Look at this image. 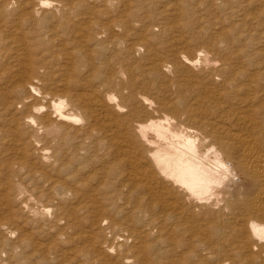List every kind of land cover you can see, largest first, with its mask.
I'll return each mask as SVG.
<instances>
[{"label":"bare ground","instance_id":"1","mask_svg":"<svg viewBox=\"0 0 264 264\" xmlns=\"http://www.w3.org/2000/svg\"><path fill=\"white\" fill-rule=\"evenodd\" d=\"M26 1L0 8V99L14 93L10 107L21 105L19 117L0 129V143L10 144L19 161L29 150L53 161L50 173L38 175L25 170L26 162L8 167L14 177L25 170L13 199L22 198L25 216L51 239L75 233L88 245L86 260L114 255L108 264H264V45L254 42L250 61L237 53L227 67L212 64L205 49L190 56L179 51L182 41L171 33L176 17L156 13L147 0ZM243 3L253 9L250 19H262L264 0ZM140 5L147 14L136 13ZM179 5L188 14L187 0ZM149 12L165 20L160 34L134 24L155 17ZM137 26L151 70L184 65L221 75L223 88L199 92L200 115L158 109L145 92L149 83L126 81L130 69L118 61L124 46L96 62ZM42 53L60 61L61 77L38 73ZM37 182L44 189L35 194ZM84 220L91 226L84 229ZM105 229L113 245L97 238ZM34 249L51 252L44 242Z\"/></svg>","mask_w":264,"mask_h":264},{"label":"rangeland","instance_id":"2","mask_svg":"<svg viewBox=\"0 0 264 264\" xmlns=\"http://www.w3.org/2000/svg\"><path fill=\"white\" fill-rule=\"evenodd\" d=\"M0 1V8L6 2H12L15 5L20 4L21 6L27 2L26 0ZM36 1L39 2L41 0ZM50 1L53 2L52 0ZM129 1H132L133 4L138 2V0ZM180 1L147 0L146 3L152 2L149 7L155 10L156 13L160 14L163 10V14H167V17L171 19L176 17L177 24L174 27L175 29L171 30V33L181 39L182 43L179 44V51L184 52L186 55L198 54L201 49H205L208 51L212 64H225L227 67H231L238 60L236 58L237 53L245 52V59H247L249 54H254V46L256 47L257 44L264 45V14L260 20L250 19L248 14L253 13V9L243 3L245 0H187L188 14H185L183 7L179 5ZM174 4H178L181 7L182 17L180 19L177 17L178 11L174 10ZM134 7V10H138L136 13H140V15L141 13L147 14V11L143 8L145 7L144 5L143 7L142 5ZM149 13L155 17H147L144 22L135 21L134 24H143L155 34H160L167 28L165 20L163 19L162 22L159 19V14ZM246 17L248 20H246ZM138 29L139 26L135 30L133 29L134 31L126 37L124 44H111L103 54L97 55L98 57L95 56L96 62L98 64L104 63L106 57L114 56L124 46L123 52L118 56V61L122 62L125 68L130 69L132 75L130 73L126 75L125 77L128 78L126 81L132 78L138 87H142L144 83H149V88L145 92L155 102L158 109L159 107L164 108L167 113L175 110L185 111L188 116L192 117L188 112L189 108L191 113L200 115L197 111L200 108L198 101L199 92L211 91L212 94L223 88L221 75L211 72L199 73L197 70L184 68L183 64V67H179L178 70H151L152 65H147L149 60L146 48L136 38L135 31ZM254 42H256V45H254ZM137 46L141 47V53L134 51V54H132V48ZM39 57H41V64L38 70L40 75L50 74V78H54L55 75L61 77L63 74L62 64L54 54L42 53ZM251 59L252 55H249L247 60L250 61ZM247 60H245V63ZM201 61L203 62V60ZM246 67L252 68L250 63ZM191 90L192 92L190 93ZM181 91H183L182 94L185 96L184 101L180 100ZM16 99L17 97L14 93H7L6 96L4 95L0 99V129H4L6 125H11L13 116L19 117L21 105L18 102L16 106L10 107L9 105ZM9 145L5 142L0 143V175H5V177L0 176V188L4 189L0 192V204L12 198V202L8 203L6 208H1L0 206V217H3L1 219L3 224L0 225V264H108L110 263L108 261L116 262V259L113 258L114 255H109L105 260L99 258L86 260L82 254L87 253L88 245L86 244L87 246H85L83 244L84 241L79 242V238L75 237V233L70 234L63 241L51 239L45 234L46 231L32 223L25 216L19 202L22 198L13 201L14 196L17 194L15 183L20 182L25 170H30L29 172L32 174L37 172V175L39 172L50 173L49 164H52L53 160L50 162L44 160L40 155L38 156L35 150H29V155L25 161H19L12 156L20 155L15 154L16 152ZM20 162H26L27 164H23L26 168L14 177L8 167L13 164L20 166ZM31 163L32 166L30 165ZM4 169L6 172L3 171ZM8 175L9 180L7 179ZM25 178L27 180V177ZM36 185L38 188L33 189L35 194L39 190L44 189L41 183L37 182ZM44 206L48 208L49 205L45 204ZM12 214L15 215L14 223L10 220ZM112 217L122 220L115 212ZM20 221L26 223V230L21 228L22 224ZM188 223L190 224L191 222ZM188 223L186 224L188 225ZM198 223L204 224L206 221ZM88 226H91V223L84 220L83 228L86 229ZM25 232L30 233V236H28L25 243L21 244L20 240ZM109 232L110 229L100 231L97 234V238L101 241H107L109 245H113L115 240L113 235H110L111 232ZM38 242L48 243L51 252H36L34 247ZM108 258L111 260H108Z\"/></svg>","mask_w":264,"mask_h":264}]
</instances>
